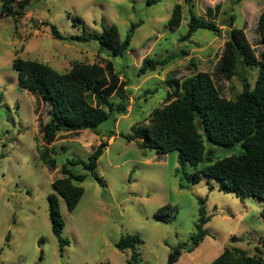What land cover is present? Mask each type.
<instances>
[{"label": "rangeland", "instance_id": "374dc122", "mask_svg": "<svg viewBox=\"0 0 264 264\" xmlns=\"http://www.w3.org/2000/svg\"><path fill=\"white\" fill-rule=\"evenodd\" d=\"M19 2L23 5L21 18L0 14V264H128L131 251L118 250L115 244L130 235L141 239L139 264H166L172 249L196 233L200 199L209 217L204 227L209 236L192 254L182 253L174 264H209L225 248L255 256L258 249L264 256V201H240L206 178L197 185L187 184L177 153L158 155L136 131L154 109L173 99L167 95H175L176 83L196 73L210 74L226 99L241 92L239 78L226 81L216 69L230 16L232 26L244 30L257 58L264 62V45L257 30L264 0L237 4L235 0H157L151 5L147 0H17V10ZM1 4L2 0L0 9ZM176 4L182 7V19L172 29L167 22ZM217 4L221 8L215 12ZM190 13L214 22L221 28L220 35L199 29L181 42ZM139 22L122 58L111 57L95 41H61L50 32L54 26L64 37L99 35L103 28L115 26L121 42L130 25ZM181 52L186 56L137 76L145 57L161 59ZM14 58L38 61L60 73L74 62L102 67L110 62L127 84V113L101 124L98 135L87 130L59 133L54 142L44 144L40 123L49 122L50 113L33 95L18 88L11 66ZM244 73L253 87L257 69L245 68ZM111 97L115 100L114 94ZM122 136H131L133 141ZM100 142L107 143L96 167L104 187L81 166L69 167L85 180L74 211L69 212L59 200L62 237L68 240L60 252L48 218L51 184L63 177L60 170L67 160L86 161ZM44 148L54 160L53 169L40 157ZM205 148L213 150L214 161L240 151L239 146L226 149L207 142ZM185 171L191 174L193 169L187 166ZM167 205L176 210L169 212L174 218L156 220L155 215Z\"/></svg>", "mask_w": 264, "mask_h": 264}, {"label": "trees", "instance_id": "16d2710c", "mask_svg": "<svg viewBox=\"0 0 264 264\" xmlns=\"http://www.w3.org/2000/svg\"><path fill=\"white\" fill-rule=\"evenodd\" d=\"M16 1L2 0L0 14L21 18L24 14L23 5L19 2L17 10ZM156 1L147 0V4L151 5ZM240 1L235 0L234 4ZM186 2L190 3V0ZM220 8L217 4L213 10L216 12ZM181 19L182 7L176 4L167 25L172 29L176 28ZM233 22L234 18L230 16L226 41L216 70L226 81L239 78L241 92L233 99H226L219 92L210 74L196 73L176 83L175 95H167L168 99L172 96L173 99L154 109L148 120L136 126V131L143 137L145 146L153 149L158 155L177 153V163L187 184L197 185L206 178L215 181L220 190L233 193L240 201H264V62L257 58L244 30L234 28ZM140 24H131L121 42L117 40L118 30L115 26L103 28L99 35L83 33L64 37L54 26L50 27V32L56 40L85 43L95 41L101 49L108 51L111 57L122 58L130 47L134 30ZM199 29L207 30L216 36L221 33V28L214 22L190 13L187 33L180 41H188ZM257 30L260 42L264 45V9L258 17ZM181 55L166 54L161 59L145 57L137 70V76L155 72L176 58L186 56V53L181 52ZM11 66L16 73L18 88L33 95L48 108L49 122L40 123L44 144L54 142L59 133L87 130L98 135L101 124L112 117L115 120V117L127 113V84L119 79L110 62L105 67L74 62L70 69L63 73L57 72L47 64L19 58H14ZM245 68L257 69L253 87L248 83ZM113 94L115 100L111 97ZM122 137L128 142L133 141L131 136ZM205 142L226 149L239 146L240 151L236 155L214 161L213 150H206ZM106 146L107 143L100 142L86 161L67 160L60 170L63 177L51 184L53 193L47 199L48 218L60 252L68 245V240L62 237L64 221L59 200L64 201L69 212L74 211L83 195L80 185L85 180L84 175L73 174L69 167L81 166L99 186L104 187V181L97 174L96 167ZM47 152L48 149L44 148L40 157L53 169L54 160L48 158ZM201 163L206 164L199 167ZM187 166L193 169L191 174L185 171ZM198 203L196 233L187 243L178 244L172 249L171 254H176L174 263L182 253L192 254L205 237L209 236L204 228L209 221L203 207L204 200L200 199ZM170 211L176 210L170 205L162 207L159 215H155L156 220L170 222L173 217H170ZM39 244H43V241L40 240ZM140 244L141 239L138 236L130 235L121 237L115 248L131 251L127 263L139 264ZM257 251L259 254L255 256L241 250L225 248L209 264H264L263 254L258 249Z\"/></svg>", "mask_w": 264, "mask_h": 264}, {"label": "water", "instance_id": "95a60500", "mask_svg": "<svg viewBox=\"0 0 264 264\" xmlns=\"http://www.w3.org/2000/svg\"><path fill=\"white\" fill-rule=\"evenodd\" d=\"M175 258H176V254L174 253V254H172L169 258H168V260H167V263L166 264H173L174 263V260H175Z\"/></svg>", "mask_w": 264, "mask_h": 264}]
</instances>
